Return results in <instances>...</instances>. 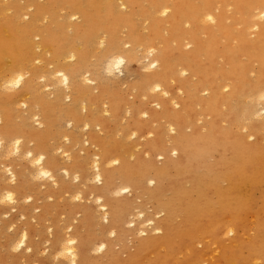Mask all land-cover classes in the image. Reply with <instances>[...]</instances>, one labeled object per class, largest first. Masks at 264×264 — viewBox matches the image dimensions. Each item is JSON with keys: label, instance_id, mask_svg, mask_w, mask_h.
<instances>
[{"label": "bare ground", "instance_id": "6f19581e", "mask_svg": "<svg viewBox=\"0 0 264 264\" xmlns=\"http://www.w3.org/2000/svg\"><path fill=\"white\" fill-rule=\"evenodd\" d=\"M261 97L264 0H0V216L48 220L32 180L90 199L0 264H264Z\"/></svg>", "mask_w": 264, "mask_h": 264}, {"label": "rangeland", "instance_id": "374dc122", "mask_svg": "<svg viewBox=\"0 0 264 264\" xmlns=\"http://www.w3.org/2000/svg\"><path fill=\"white\" fill-rule=\"evenodd\" d=\"M140 2H142V4L144 5L145 4V1L146 0H139ZM22 2L20 1V4H21ZM230 12H232V14L230 13ZM224 16H225V20H224V25L226 26V27H229V28H231V24H230V21H231V19H234L235 18V16H233V11H232V9L230 8V7H227L226 9H225V11H224ZM234 29H239V27H233ZM125 32V31H124ZM161 34H162V32H161ZM123 36V35H122ZM200 38H203V36L201 35L200 36ZM157 47H159V45H157ZM159 49H160V47H159ZM199 60V62H200V64H204V59H202V60H200V59H198ZM218 68V67H217ZM134 79V77H132V78H130L129 80L130 81H132ZM192 79H194V78H192ZM126 89H127V86H125V85H120V87H119V91L120 92H122V93H124L125 94V91H126ZM128 95V96H127ZM125 97H126V99L129 101V102H133L134 104H135V106H138V109H143V105H142V103L143 102H145V100L144 99H140V98H135V96H134V94L133 93H126L125 94ZM22 107V106H21ZM20 107V109L21 110H24V109H22ZM126 118H127V116H126ZM201 120L203 119L202 117L200 118ZM125 122V119H123V121H122V123H124ZM64 126L66 127V125L64 124ZM69 127V126H68ZM68 127H66L67 129H69ZM110 128L111 129H113V125H111L110 126ZM101 132V131H100ZM99 132V133H100ZM244 132V130H240V133H243ZM100 135H102V132H101V134ZM118 135H120V134H115V138H117L118 137ZM61 142H63V143H65L66 141L65 140H62ZM141 143H142V141H141ZM65 145H66V143H65ZM26 147L28 148H30L31 147V145L30 144H28V145H26ZM60 151V150H59ZM63 151H65V150H63ZM80 154H82V152L80 153ZM11 158H13L12 156H10ZM10 157H7L6 159L7 160H10L11 158ZM59 157L60 158H62V162L64 161L63 159V155L62 156H60L59 155ZM5 159V158H4ZM4 159L3 158H1L0 160V164H3L4 162H5V164H6V162H8L6 159H5V161H4ZM14 159V158H13ZM13 159H11V160H13ZM5 164L3 165V168H1V166H0V179L1 178H3V174H1V173H3V171H2V169H4V166H5ZM17 167L18 168H20L21 166L20 165H17ZM2 171V172H1ZM24 171V170H23ZM32 181H34V180H32ZM32 181H29V185H30V189H28V191L29 190H32V192H34L35 191V187L37 188V187H39L38 189L40 190V191H38V193H36L37 192V190L34 192L35 194H32V192L31 191H27L26 190V192H24V194H23V201L25 202V203H27L28 201H30V200H28V199H30L31 198V201H34L35 203H36V206H41L42 204H49V206H51L52 207V210H54V212L52 211V213L50 214V212H49V214H47L48 216V220H47V218H46V220L47 221H41V222H37L36 221V219H35V217L38 215V214H40L39 213V209H33V215H31L29 218L30 219H32L31 221L32 222H30V219L28 218V220L27 219H25V218H27V216L24 218V216H23V218L21 217L22 216V214H21V216H20V214H18V213H20V211H19V208H14V210L13 209H9L8 208V210L10 211H8V213L5 211L1 216H0V218L2 219H0V253L1 254H3L2 253V250H3V242H4V240H5V236H9V235H11V234H14L15 233V231L17 230V229H26V228H24V226L26 227V225L27 224H29V225H31L32 227H33V231H34V235H36V236H32V241H35L36 243H40V242H42L43 240H44V238H42L43 236H44V232L46 231L45 230V228L47 227V225H49L50 224V219H51V217H53V218H58V221L60 220V222H62V220H64L65 218L63 217V216H65L66 214H64L65 213V210H66V208L67 207H71V206H75L76 204H80V205H88V204H90V199L88 198V197H86L85 195H83V194H77V195H74V194H76V192L73 190V189H75V190H77V188H78V186H77V182H71V180H70V183H69V186H70V190H69V192L68 193H65V194H63L61 197H59V198H52V197H50V195L49 194H47L46 193V191H45V186H37L36 184H38L37 183V181H35L34 183L32 182ZM0 182H1V180H0ZM69 182V181H68ZM32 183L34 184L33 185V188H32ZM36 183V184H35ZM75 185V186H74ZM73 186V187H72ZM74 187H76V188H74ZM43 189H44V191H43ZM83 190V189H81V188H78V190ZM71 190H73L75 193L73 194V192H71ZM42 191V192H41ZM28 192V193H27ZM31 192V193H30ZM263 193L264 192V189H258V190H256L255 192H254V198H259V196H260V194L259 193ZM30 196V197H28V196ZM48 195V198H46V196ZM79 196L80 197V199H81V201H79L78 203L77 202H74V200H71V196ZM82 195V196H81ZM24 196H27L28 197V199H27V197H26V199H25V197ZM32 196V197H31ZM43 196V197H42ZM70 196V197H69ZM40 197H42V199L40 198ZM69 197V198H68ZM51 198V199H50ZM25 199V200H24ZM45 199V200H44ZM46 199H49L48 201H46ZM72 199H73V197H72ZM89 199V200H88ZM26 200H27V202H26ZM53 200V201H52ZM23 201L21 200L20 202H22V204H23ZM51 201V202H50ZM19 202V203H20ZM74 203H76V204H74ZM21 204V203H20ZM22 204H21V206H22ZM51 204V205H50ZM53 205V206H52ZM56 205V206H55ZM19 206V205H18ZM20 207V206H19ZM56 208V209H53V208ZM6 209V208H5ZM7 210V209H6ZM58 211V212H56V211ZM34 211H35V214H34ZM56 213H59L58 215L56 214ZM61 214H62V217H60L61 216ZM6 215V216H5ZM34 216V217H33ZM246 216V218H247V220H246V222H247V225L249 226V233L247 232L246 234H253L254 232H253V224L255 223V222H257V218H256V216H255V214L253 213V212H250V213H248L247 215H245ZM5 217V218H4ZM22 219H21V218ZM60 218H64V219H60ZM9 220H10V222H9ZM27 220V221H26ZM33 220H35L34 222H33ZM57 220V219H56ZM55 220V221H56ZM27 222H29V223H27ZM44 222V223H43ZM27 223V224H26ZM36 223V226L34 225ZM7 224V225H6ZM38 224V225H37ZM11 226V229H9L10 228V226ZM8 228H7V227ZM13 227V228H12ZM5 229H7L8 231H9V233H7L6 232V230ZM33 233V232H32ZM41 238H42V241H41ZM127 244H128V242H127ZM122 245L121 244H119V245H117L113 250V252H115V253H117V254H119V252L122 250ZM42 248H45L44 247V245H42ZM119 256L121 257V258H124L125 256H124V254H119ZM242 256L243 257H245L246 256V253H243L242 254ZM0 257H4V256H0ZM8 257V256H7ZM28 264V263H27ZM50 264H58V262L56 261V260H54V261H52Z\"/></svg>", "mask_w": 264, "mask_h": 264}, {"label": "clouds", "instance_id": "9594fccd", "mask_svg": "<svg viewBox=\"0 0 264 264\" xmlns=\"http://www.w3.org/2000/svg\"><path fill=\"white\" fill-rule=\"evenodd\" d=\"M149 54L151 55V51H150ZM124 63H125V60L121 58V59H119L118 62L115 64V67H116V68H119V66H120V65H123ZM155 67H156V65L153 64V65H151L150 68H146L145 71H150L152 68H155ZM112 68H113V65H112L111 63H109V66H108V72H109V74H111V70H112ZM61 75H62V74H61ZM64 82L67 83V78H66V77L64 78ZM158 87H159V86H157V88H158ZM261 99H264V97H261ZM17 143H19V141H18Z\"/></svg>", "mask_w": 264, "mask_h": 264}, {"label": "snow or ice", "instance_id": "6c2138e0", "mask_svg": "<svg viewBox=\"0 0 264 264\" xmlns=\"http://www.w3.org/2000/svg\"><path fill=\"white\" fill-rule=\"evenodd\" d=\"M17 142H18V141H17ZM29 155H31V153H29ZM37 163H39V161H37ZM96 179H97V181H99V180H100V177L97 176ZM122 191L125 192V193H127V192L129 191V189L125 187V188H123ZM117 194L119 195V193H117ZM8 199L11 200L12 197L9 196ZM77 199H79V197H77ZM113 235H114V233H113ZM69 243H70V244H71V243H74V241H69ZM23 246H24L23 241H20L19 244L17 245V250H18L19 248H22ZM28 251H31V249H28ZM61 255H63V253H61Z\"/></svg>", "mask_w": 264, "mask_h": 264}]
</instances>
